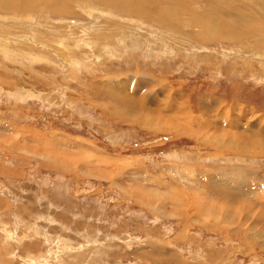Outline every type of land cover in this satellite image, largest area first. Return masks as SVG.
<instances>
[{"label":"rangeland","instance_id":"rangeland-1","mask_svg":"<svg viewBox=\"0 0 264 264\" xmlns=\"http://www.w3.org/2000/svg\"><path fill=\"white\" fill-rule=\"evenodd\" d=\"M66 1L0 7V264H264V0Z\"/></svg>","mask_w":264,"mask_h":264},{"label":"bare ground","instance_id":"bare-ground-1","mask_svg":"<svg viewBox=\"0 0 264 264\" xmlns=\"http://www.w3.org/2000/svg\"><path fill=\"white\" fill-rule=\"evenodd\" d=\"M35 1L37 0H8L6 2H4L2 5H0V7H4V8H7V9H20V10H26V9H29V8H33L34 7V4H35ZM51 1V0H49ZM54 3L52 5L51 8H53L55 11H59V12H67V8L65 7H62L64 5H67V1L66 0H53ZM103 1H106V3L110 6V7H117V8H121V9H124L126 11H129V12H135V13H140V14H144L145 15V8L147 5H149V3H158L159 6H160V9L164 10L165 12V17L163 19H165L164 21L165 22H170L171 24H174L173 22L175 21H178L179 18H175V15L177 14L176 12V3L173 2V1H176V0H173L172 2L175 3L172 7L174 8H168V6H166V4H164L165 1H170V0H148V2L145 0H103ZM188 1V0H187ZM191 3L193 2V0H189ZM46 1H44L45 3ZM48 2V1H47ZM40 3V2H39ZM52 3V2H51ZM38 4V3H36ZM106 4V5H107ZM47 5V3H46ZM50 6V5H48ZM150 6V5H149ZM70 7V6H69ZM187 7V6H186ZM183 8V7H181ZM145 10V11H144ZM29 11V10H27ZM69 11V10H68ZM148 11V10H147ZM24 12V11H23ZM26 12V11H25ZM172 12L174 18H171L170 16V13ZM149 13V12H148ZM152 13V12H151ZM207 15H212L214 13H210V12H205ZM148 15V14H146ZM152 15V14H151ZM149 16V15H148ZM150 17V16H149ZM155 18V17H154ZM157 18V17H156ZM158 19V18H157ZM171 19H173L174 21L172 22ZM162 22V21H161ZM264 24V21L261 22ZM164 25V23H163ZM18 26V25H17ZM264 25L262 26V28L259 30L258 32V38H260L262 41L259 42L260 44L264 43ZM205 32V36H220L219 33H221L222 35H224L223 32H221L220 30H211V32H207V31H204ZM221 35V36H222ZM254 44V43H253ZM263 45V44H262ZM262 142V141H261ZM169 264V263H168Z\"/></svg>","mask_w":264,"mask_h":264}]
</instances>
